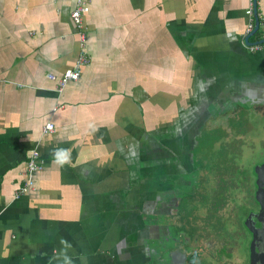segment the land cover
I'll list each match as a JSON object with an SVG mask.
<instances>
[{
	"label": "crops",
	"instance_id": "obj_1",
	"mask_svg": "<svg viewBox=\"0 0 264 264\" xmlns=\"http://www.w3.org/2000/svg\"><path fill=\"white\" fill-rule=\"evenodd\" d=\"M254 2L243 36L247 0H88L89 61L57 91L80 50L74 0H0V264H153L196 135L213 122L233 149L244 111L264 113Z\"/></svg>",
	"mask_w": 264,
	"mask_h": 264
},
{
	"label": "rangeland",
	"instance_id": "obj_2",
	"mask_svg": "<svg viewBox=\"0 0 264 264\" xmlns=\"http://www.w3.org/2000/svg\"><path fill=\"white\" fill-rule=\"evenodd\" d=\"M239 107L244 109L243 105H236ZM244 113L241 145L223 149L219 140L221 129L211 128L213 122L194 138L191 169L174 181L177 214L170 216L172 210L170 217H159V221L169 224V239L161 236L160 242L154 243L156 249L162 245L178 246L180 241L189 243L193 237L195 253L191 252L194 254L191 264H246L250 234L245 220L250 212L256 211L255 175L258 165L264 163V113ZM180 178L186 183L191 180L190 186ZM181 224L183 230L175 232L173 228ZM175 238L177 241L173 242Z\"/></svg>",
	"mask_w": 264,
	"mask_h": 264
},
{
	"label": "built area",
	"instance_id": "obj_3",
	"mask_svg": "<svg viewBox=\"0 0 264 264\" xmlns=\"http://www.w3.org/2000/svg\"><path fill=\"white\" fill-rule=\"evenodd\" d=\"M87 10H88V0H74V7L71 9L69 13V17L74 27L76 28V32L79 36L80 50L72 66L63 70L61 75L58 78H56L57 91H60L68 81L76 80L80 74L81 68L89 61L88 56L86 55L85 51L82 49L83 41L85 40V37L83 32L81 31V28H83V16L87 12ZM244 14L247 17V22L243 30V36L249 34V32L253 28V21H252L253 0H247V8L244 10ZM246 48L250 51L259 50L261 48H264V41L259 43L248 44L246 45ZM46 76L50 79L55 78L50 73H47ZM53 130H54V126L51 122H46L41 127L42 133H50L53 132ZM40 167L41 164L38 162V152L37 150H32L29 153L28 158L25 162V172L27 173L28 177L25 180V184L20 186L18 192L14 195V197H17L19 193H23L28 190V188L31 185L30 174L40 169Z\"/></svg>",
	"mask_w": 264,
	"mask_h": 264
},
{
	"label": "flooded vegetation",
	"instance_id": "obj_4",
	"mask_svg": "<svg viewBox=\"0 0 264 264\" xmlns=\"http://www.w3.org/2000/svg\"><path fill=\"white\" fill-rule=\"evenodd\" d=\"M261 165V164H260ZM259 166V165H258ZM255 185L256 189L259 191L258 199L262 198V207L260 206L259 201L256 199L257 194L255 196V210L250 212V219L253 221L245 220L249 227L250 240L253 241V247H250L251 241L249 240V248L247 249V257L246 264H264V240L259 242L264 235V167L259 168L255 175ZM257 193V192H256ZM254 199V200H255ZM160 203L161 205L164 203L163 200ZM260 211V212H259ZM252 216V217H251ZM173 242H176V239H173ZM176 240V241H175ZM191 240H194L193 237L190 239L189 243H185L186 250H182L181 242H179L178 246L166 247L165 245L159 246L156 250V255L154 256L153 264H191L193 262L195 249H193V243ZM191 245V246H190ZM189 246L191 247V251L188 250ZM160 248H163L162 251ZM178 250L183 253L185 256L181 258L180 254L173 255L172 259L170 258V251ZM192 252V253H191ZM191 253L192 259L188 258V254ZM191 261V262H189ZM220 260L219 262H222ZM225 262V261H223Z\"/></svg>",
	"mask_w": 264,
	"mask_h": 264
},
{
	"label": "water",
	"instance_id": "obj_5",
	"mask_svg": "<svg viewBox=\"0 0 264 264\" xmlns=\"http://www.w3.org/2000/svg\"><path fill=\"white\" fill-rule=\"evenodd\" d=\"M255 11H256V9H255V2H254V0H253V17H254V25H253V32L256 30V28H257V25H258V22H257V19H256V15H255ZM251 34V33H250ZM249 36V35H248ZM247 36V37H248ZM263 40V39H262ZM245 43H247V38H245ZM262 167H264V163L263 164H261V165H259V168H262ZM257 197H256V199L259 201V203H260V206L262 207V201H261V199L262 198H260V199H258V195L260 194L259 193V191H257ZM260 212V211H259ZM250 219V215L249 216H247V218H246V220H249ZM251 221H253L252 219H250ZM262 240H264V235H263V238H261V240L259 241V242H262ZM250 247L252 248L253 247V241H251V243H250ZM175 254H180L181 255V258H184V254L183 253H181V252H179L178 250H173V251H170V253H169V255H170V258L172 259V257H173V255H175Z\"/></svg>",
	"mask_w": 264,
	"mask_h": 264
},
{
	"label": "clouds",
	"instance_id": "obj_6",
	"mask_svg": "<svg viewBox=\"0 0 264 264\" xmlns=\"http://www.w3.org/2000/svg\"><path fill=\"white\" fill-rule=\"evenodd\" d=\"M63 162V161H61ZM62 243H65L64 241H62ZM65 260V264H71V261L69 260V258L67 256L64 257Z\"/></svg>",
	"mask_w": 264,
	"mask_h": 264
}]
</instances>
